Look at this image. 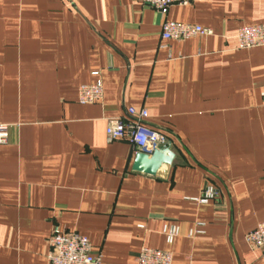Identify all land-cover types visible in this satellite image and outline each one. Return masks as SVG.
<instances>
[{
	"label": "crops",
	"instance_id": "crops-1",
	"mask_svg": "<svg viewBox=\"0 0 264 264\" xmlns=\"http://www.w3.org/2000/svg\"><path fill=\"white\" fill-rule=\"evenodd\" d=\"M164 21L212 35L166 41ZM256 25L264 0L165 16L142 0H0V264H46L55 227L88 238L102 264H135L144 248L172 264H264L246 241L264 222V46L237 39ZM98 79L103 99L79 104ZM129 108L168 149L107 141ZM156 153L171 162L140 171ZM206 187L217 197L195 201Z\"/></svg>",
	"mask_w": 264,
	"mask_h": 264
},
{
	"label": "built area",
	"instance_id": "built-area-1",
	"mask_svg": "<svg viewBox=\"0 0 264 264\" xmlns=\"http://www.w3.org/2000/svg\"><path fill=\"white\" fill-rule=\"evenodd\" d=\"M165 16L173 6H187L192 0H142ZM212 31L202 26L164 21L161 38L163 40L185 41L191 38L210 36ZM239 48L243 50L264 46V26H246L237 34ZM98 76V73H94ZM103 83L98 79L92 85L79 88L78 101L81 105L95 104L103 99ZM148 112L145 109L129 108L126 116L108 120L106 137L108 142L128 141L138 154L150 155L158 150L168 149L169 140L160 131L146 123ZM9 125L0 124V145L8 140ZM217 197L212 187H206L195 201L207 203ZM164 233L168 243L179 235V228H166ZM246 241L262 252L264 259V222L246 235ZM46 264H102L101 254L94 253L88 238L78 233L63 232L55 227L47 239ZM173 255L168 251L144 248L135 259V264H172Z\"/></svg>",
	"mask_w": 264,
	"mask_h": 264
},
{
	"label": "water",
	"instance_id": "water-1",
	"mask_svg": "<svg viewBox=\"0 0 264 264\" xmlns=\"http://www.w3.org/2000/svg\"><path fill=\"white\" fill-rule=\"evenodd\" d=\"M163 162L170 163L171 160L167 159L165 156H163V155H161L159 153H156L154 155L153 159L148 164V168L140 169V171L145 172V173L154 174L155 171L157 170V168Z\"/></svg>",
	"mask_w": 264,
	"mask_h": 264
}]
</instances>
